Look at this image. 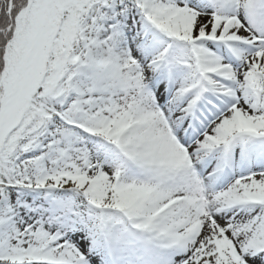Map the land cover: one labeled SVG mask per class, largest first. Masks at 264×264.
I'll list each match as a JSON object with an SVG mask.
<instances>
[{
  "label": "snow or ice",
  "instance_id": "1",
  "mask_svg": "<svg viewBox=\"0 0 264 264\" xmlns=\"http://www.w3.org/2000/svg\"><path fill=\"white\" fill-rule=\"evenodd\" d=\"M0 264H264V0H0Z\"/></svg>",
  "mask_w": 264,
  "mask_h": 264
}]
</instances>
